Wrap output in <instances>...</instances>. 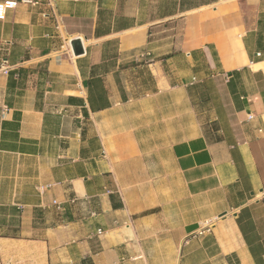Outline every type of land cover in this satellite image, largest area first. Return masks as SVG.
<instances>
[{
	"label": "crops",
	"instance_id": "crops-1",
	"mask_svg": "<svg viewBox=\"0 0 264 264\" xmlns=\"http://www.w3.org/2000/svg\"><path fill=\"white\" fill-rule=\"evenodd\" d=\"M12 1L0 264H264V0Z\"/></svg>",
	"mask_w": 264,
	"mask_h": 264
},
{
	"label": "built area",
	"instance_id": "built-area-1",
	"mask_svg": "<svg viewBox=\"0 0 264 264\" xmlns=\"http://www.w3.org/2000/svg\"><path fill=\"white\" fill-rule=\"evenodd\" d=\"M16 4H17V2L12 1V0L0 1V19H4L6 12L9 9L14 8L16 6ZM6 62H7V60L3 59V64H6ZM76 201H77V199L75 197H72L70 199L71 203H75ZM52 204L58 212H62L65 209L64 204L62 202L57 201V200H54Z\"/></svg>",
	"mask_w": 264,
	"mask_h": 264
},
{
	"label": "water",
	"instance_id": "water-1",
	"mask_svg": "<svg viewBox=\"0 0 264 264\" xmlns=\"http://www.w3.org/2000/svg\"><path fill=\"white\" fill-rule=\"evenodd\" d=\"M71 45L75 55H80L84 52L82 40L80 38L72 40Z\"/></svg>",
	"mask_w": 264,
	"mask_h": 264
},
{
	"label": "rangeland",
	"instance_id": "rangeland-1",
	"mask_svg": "<svg viewBox=\"0 0 264 264\" xmlns=\"http://www.w3.org/2000/svg\"><path fill=\"white\" fill-rule=\"evenodd\" d=\"M238 36H239V35H238ZM238 36H237V34L234 33V39L237 40V39H238Z\"/></svg>",
	"mask_w": 264,
	"mask_h": 264
}]
</instances>
